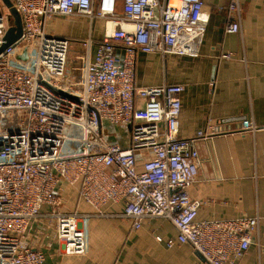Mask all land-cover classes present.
<instances>
[{"label": "built area", "instance_id": "1", "mask_svg": "<svg viewBox=\"0 0 264 264\" xmlns=\"http://www.w3.org/2000/svg\"><path fill=\"white\" fill-rule=\"evenodd\" d=\"M10 1L22 32L0 51V264H44L25 236L44 205L56 218L62 251L84 254L83 214L60 210V180L78 182L97 212L122 201L121 216L133 228L144 218L168 220L176 238L167 246L176 240L207 264H238L259 216L198 220L201 201L188 191L200 167L196 142L222 132L209 124L179 136L183 85L135 82L139 53L199 54L203 0ZM226 11L232 20L224 30L238 31L240 0H228ZM57 17H85L86 36L48 31ZM12 20L0 3V45ZM256 129L245 118L238 132Z\"/></svg>", "mask_w": 264, "mask_h": 264}, {"label": "crops", "instance_id": "2", "mask_svg": "<svg viewBox=\"0 0 264 264\" xmlns=\"http://www.w3.org/2000/svg\"><path fill=\"white\" fill-rule=\"evenodd\" d=\"M227 3L203 0L206 31L197 56L139 53L135 82L140 86L162 82L183 85L179 136H194L209 124L222 132L195 144L200 167L188 191L201 201L196 219L257 214V236L237 263L264 264V0H240V28L236 32L224 30L232 20ZM58 19L63 26L59 34L86 36L85 17ZM75 23L81 37L67 33ZM245 118L255 124L256 131L238 132ZM141 166L138 161L137 167ZM78 186V182L60 180L56 189L61 211L83 214L80 225L85 252L62 251L55 236L56 218L49 214L51 207L44 205L42 215L29 222L25 235L33 248L44 253V264H207L188 244L175 240L166 245L167 239L176 238V229L168 220L144 218L141 227L133 228L131 221L121 216L122 201H108L97 212L80 197Z\"/></svg>", "mask_w": 264, "mask_h": 264}, {"label": "water", "instance_id": "3", "mask_svg": "<svg viewBox=\"0 0 264 264\" xmlns=\"http://www.w3.org/2000/svg\"><path fill=\"white\" fill-rule=\"evenodd\" d=\"M1 1L8 8L9 13L13 19V24L7 29L6 33L4 34V37H3L4 41L0 45V51H2L6 46L13 43L21 35V32H22L21 18H20L18 11L12 5L10 0H1ZM197 253L200 256H202L199 252Z\"/></svg>", "mask_w": 264, "mask_h": 264}, {"label": "rangeland", "instance_id": "4", "mask_svg": "<svg viewBox=\"0 0 264 264\" xmlns=\"http://www.w3.org/2000/svg\"><path fill=\"white\" fill-rule=\"evenodd\" d=\"M0 3H2V1L0 0ZM13 22V20H12ZM79 25L77 23L73 24L72 29H70L67 33L69 35H73V36H78L81 37L79 35V33L77 32ZM96 28L98 29V26H96ZM48 31H54V33L59 34L63 32V26H62V22L61 20H54L53 22H51L50 24H48ZM65 32V30H64Z\"/></svg>", "mask_w": 264, "mask_h": 264}]
</instances>
